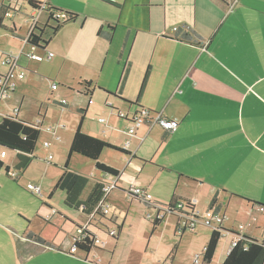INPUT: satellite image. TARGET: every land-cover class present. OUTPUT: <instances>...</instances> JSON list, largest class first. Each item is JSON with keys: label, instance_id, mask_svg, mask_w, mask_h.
<instances>
[{"label": "crops", "instance_id": "1", "mask_svg": "<svg viewBox=\"0 0 264 264\" xmlns=\"http://www.w3.org/2000/svg\"><path fill=\"white\" fill-rule=\"evenodd\" d=\"M47 3L77 15L51 38L57 42L55 51L59 55L53 58L58 69L56 79L78 99L85 98L80 111L89 116L84 117L83 133L114 148L105 149L100 162L117 170L119 176L94 175V185L114 183L117 189L111 193L118 188L129 193L132 187H141L153 193L152 201L170 195L165 201L190 202L198 215L214 197L217 211H222L221 203H227L245 210L249 207L250 214L264 213V0ZM32 15L39 23L48 21L46 12ZM31 29L32 23L29 33ZM179 30L194 31L200 39H176ZM100 31L110 38L99 36ZM141 110L152 118L161 115L173 120L177 126L165 132L158 125L145 124L124 150L130 120ZM57 128L52 134L59 141ZM76 129L70 131L68 150ZM89 164L92 171L96 170L94 162ZM145 171L153 178H141ZM20 187L11 179L0 183V264L121 263L116 253L102 256L95 250L71 252L82 231L96 236L91 229L95 216L64 205L67 212L79 216L76 220L47 204L45 209L39 208L48 213L47 223L72 229L64 239H50L35 230L24 204L17 202L23 205L17 208L10 203L19 199L13 189ZM4 190L12 200L6 199ZM52 194L46 197L50 200ZM86 198L81 195V200ZM117 219L113 215L112 221L116 223ZM239 232L234 233L236 241L242 236L254 238L253 231L245 235ZM29 233L47 244L28 240ZM258 241H264V237Z\"/></svg>", "mask_w": 264, "mask_h": 264}, {"label": "rangeland", "instance_id": "2", "mask_svg": "<svg viewBox=\"0 0 264 264\" xmlns=\"http://www.w3.org/2000/svg\"><path fill=\"white\" fill-rule=\"evenodd\" d=\"M0 4L9 6L8 11L12 14V18L4 19L3 28L0 29V75L6 72V68L1 65L6 56L19 57V66L26 72L24 81L16 83L14 94L0 102V115L9 116L15 108L21 106V101H23L20 120L33 124H39V121L43 123L34 151L35 159L29 168L22 175L18 174L16 153L7 151L4 168L0 170V183L11 179L21 186L20 190L13 189L19 199L10 201V203L17 208H23V205L17 202L24 204L35 230L43 232V236L50 239H64L66 234L71 231V226L63 227L62 224L47 223L45 216L48 213L39 210V208L43 210L44 206L51 204L58 212L68 211L63 203L65 194L59 190L54 191V188L58 178L60 179L68 156L67 146L68 138L71 135L70 131L77 128L80 123V110H83L85 98L78 99L69 93L65 84L60 83L62 85L59 86V81L56 79L58 69L55 57L51 61L42 62L32 61L28 58L31 54L42 56L47 52L53 53L56 57L59 56L55 51L57 42L55 39H50L52 37L48 35V31L46 39L49 41L45 51L26 46L24 43L23 39L29 33L32 14L35 10L23 0H0ZM45 17L46 15L42 16L41 20H44ZM14 28L16 29L15 35L11 33ZM58 43L62 44V42ZM68 66L69 64L66 65V67ZM52 81L54 82L52 83ZM53 84L58 86V91L52 90ZM63 100L67 102L64 107L61 105ZM88 116L87 114L85 119ZM56 127H58L57 135L61 139L59 141L51 132H48L49 128ZM46 142L50 143L48 149L44 147ZM50 156H52V160H49ZM92 162L76 155L72 157L69 165L71 171L79 172L89 180L82 193L83 198L88 197L89 190L94 186V175L99 177L101 174L96 170L92 171L89 164ZM6 166L10 168L11 173L18 174V178H8L5 172ZM140 177L143 179L153 178V176L147 175L146 171ZM32 184L41 186L42 198L32 194ZM49 192L53 193L50 200L49 197H46ZM7 193V190L3 191L6 199L12 200V196ZM150 195L154 196L151 192ZM169 197L170 195H166L164 199H153V201L160 207H165L171 202L168 203ZM107 204L110 208L109 214L105 217L100 214L95 215L91 225L92 231L96 234L93 250L100 255L116 253L120 257V264H194L195 258L199 256L200 264H205L203 252L212 234L211 228L199 225L193 232L190 230L181 232L177 225H183L185 220H180L176 215L166 212L161 213L163 218L160 224L154 226L153 221H150L147 216L152 215L154 218L155 211L144 202L131 197L129 193L119 191V188L109 194ZM221 204L223 209L220 212L229 218V221L224 225L225 230L237 233L238 227L242 225L245 230L238 234L245 235L247 232L253 231L254 238L263 239L264 213L254 211L253 214H250L249 207L245 210L235 204ZM207 210L208 208L200 212L204 214ZM67 213L69 216L75 217L76 220H80L78 215L75 216L72 212ZM40 215L44 217L40 218ZM113 215L118 218L116 223L112 221ZM119 226H122V231L116 240ZM111 232H116V236H111ZM235 241L236 237L233 234L222 237L210 264H222L228 248Z\"/></svg>", "mask_w": 264, "mask_h": 264}, {"label": "trees", "instance_id": "3", "mask_svg": "<svg viewBox=\"0 0 264 264\" xmlns=\"http://www.w3.org/2000/svg\"><path fill=\"white\" fill-rule=\"evenodd\" d=\"M27 3L35 11H39L41 8V4L38 1L28 0ZM9 9V6L0 4V29L3 28V21L6 18L5 14L9 13ZM45 12L48 15V21L44 27L42 29L35 28V30L30 33L27 38L23 39L26 41L27 46L40 49L42 51H45L49 41L46 39L47 31L49 32L48 35L53 37L57 32H59L64 24L73 22L77 18V15L64 13L49 4H46ZM59 13L65 14L67 19L64 22L54 25V23H56L54 17ZM49 22L52 26L49 25ZM44 29L47 30L45 31ZM11 33L15 35V28L11 31ZM98 35L110 38L109 34L103 33L102 31H100ZM176 39H180L185 42H192L193 40L198 41L200 37L194 31H190V33H188L179 30L176 35ZM88 89L89 88L87 86L86 90L88 91ZM84 117V111H82L80 123L73 135L62 175L56 183L54 191L59 190L65 193L64 205L68 208L78 212L80 211L86 216L100 214L105 217L101 214L99 208L100 202L104 198L103 183H96L86 200H81V195L88 184V179L69 169L72 157L78 155L93 161L95 163L96 170L101 174L110 175L115 178L119 176V172L117 170L100 162V157L103 151L107 148H114L100 139L83 133L82 124ZM41 128L42 125L28 123L14 116H0V149L16 153V170L18 174L22 175L35 159L34 151L41 134ZM3 168L4 163L0 160V170ZM5 172L7 175L10 172V168L8 166L5 167ZM248 202L250 204H257L252 201ZM145 204L149 207L147 203ZM216 204V197H214L208 207V210L215 208ZM177 206H182L183 210L180 209V211L185 210V212L191 216L196 213L194 205L190 202L176 199L171 200V202L165 206L167 209L166 213L175 215L174 211L179 210ZM161 220L162 219L154 220V226H158ZM177 228L179 229V224L177 225ZM121 229L122 227L119 226V232L116 236V240L120 235ZM226 234L234 235V233L225 229L212 230V234L203 252V261L205 264L211 263L221 238ZM27 239L42 245L47 244L44 239L34 233H29L27 235ZM95 239L96 236L90 231H82L80 236L74 240L73 247L76 248L77 251L79 250L84 253H90L95 247ZM222 264H264V241L260 242L255 238L242 236V238L237 240L236 245L229 252Z\"/></svg>", "mask_w": 264, "mask_h": 264}, {"label": "built area", "instance_id": "4", "mask_svg": "<svg viewBox=\"0 0 264 264\" xmlns=\"http://www.w3.org/2000/svg\"><path fill=\"white\" fill-rule=\"evenodd\" d=\"M17 1V0H13ZM41 4V8L38 11L40 12H45L46 9V4L47 0H42L39 2ZM6 18H12V14L9 12L5 14ZM55 22L54 25H57L61 22H64L67 17L63 13L56 14L54 17ZM32 23V33L35 28H40L42 29L44 27V23H39L37 19L32 17L31 19ZM29 33V34H30ZM29 36V35H28ZM27 36V37H28ZM25 41V40H24ZM26 44V41H25ZM27 46V45H26ZM54 54L47 52L42 56H38L36 54H31L28 56V58L32 61L36 62H42V61H51L54 58ZM19 57H12V56H6L4 60L1 62V65H3L6 68V72L4 74L0 75V102L9 98L11 95H13L15 89H16V83L19 81H22L26 78V72L23 68H21L18 64ZM52 90L57 91L58 86L53 84L52 85ZM92 103V100L89 99V104ZM66 101L63 100L61 102V105H65ZM110 106V105H109ZM19 107L15 108L13 110V116L17 117L19 114ZM122 117H124L122 115ZM99 122H103L102 119L99 120ZM39 125H42V122H38ZM148 124V125H158L161 129H163L165 132H171L173 131L177 123L173 120L165 119L161 115H156L154 118L150 116V113L144 110H141L137 115H135L131 120H130V127L126 131L127 136L129 139L125 142L124 144V150H127L130 146L131 139L135 137L136 135V130L140 128L141 126ZM55 131V128H49L48 132L53 133ZM45 148L50 147V143H44ZM7 156V151L4 149H0V160L3 161ZM49 160H52V156L49 157ZM8 175L11 178H18V174L11 173L9 172ZM103 192H104V198L100 202L99 208L101 214L104 216L109 214V206L107 204V196L109 193H111L113 190L117 189L116 185L114 183H104L103 182ZM31 192L33 195L42 198V188L40 185H33L31 187ZM130 195L131 197L136 198L137 200H140L144 203H147L149 205V208L153 209L155 211V217L153 218L152 215H148L147 218L150 221L154 220H159L163 218V215L161 213L167 212V209L165 207H160L158 204H156L154 201H152V197L150 194L146 192L145 189L141 187H132L130 189ZM179 210L174 211V214L180 219V220H185L183 225L179 224V230L181 232H185L186 230L194 231L199 225H204L206 227L211 228L212 230H218V229H225L224 225L229 221V218L222 214L220 211H217L215 208L211 210H207L204 214L198 215L194 213L193 216L189 215L188 213L184 211H180L182 209V206H177ZM183 210V209H182ZM97 214H93L91 216H95ZM239 231L244 230V227L240 225L238 227ZM111 236H116V232H111ZM237 241L234 243L233 246H235ZM77 250L76 248H72L71 252L75 253ZM194 264H200V257L197 256L194 260Z\"/></svg>", "mask_w": 264, "mask_h": 264}]
</instances>
